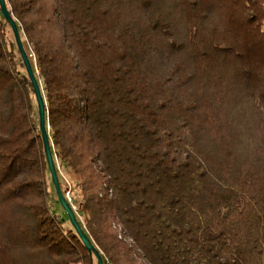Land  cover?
Masks as SVG:
<instances>
[{
    "label": "trees",
    "instance_id": "obj_1",
    "mask_svg": "<svg viewBox=\"0 0 264 264\" xmlns=\"http://www.w3.org/2000/svg\"><path fill=\"white\" fill-rule=\"evenodd\" d=\"M6 5L104 264H264V0ZM0 264H99L1 5Z\"/></svg>",
    "mask_w": 264,
    "mask_h": 264
},
{
    "label": "water",
    "instance_id": "obj_2",
    "mask_svg": "<svg viewBox=\"0 0 264 264\" xmlns=\"http://www.w3.org/2000/svg\"><path fill=\"white\" fill-rule=\"evenodd\" d=\"M0 5H1L2 13L4 14L5 18L9 21V23L11 25V28H12L14 36H15L16 43H17V45H18V47L22 53L23 61L26 65L28 75L30 77L31 83H32L33 88L35 90L36 101H37L38 109H39L40 128H41L42 137H43L44 146H45V154H46L47 161L49 164V170L51 172L52 180H53V183H54L55 188H56L58 199H59L62 207L64 208L65 212L67 213L72 226L76 230L77 234L81 237V239L84 242L87 249L90 252L95 253V255L98 258L99 264H104L101 255L96 251L95 247L91 244L88 236L82 230V228H81V226H80V224L76 218L74 208L72 207L70 202L62 194V190L60 187V183H59V179H58V175H57V171H56V167H55L54 156H53L51 146H50L49 131H48V127L46 125V103H45V99L43 96L42 87H41L40 83L38 82L37 78L35 77V75L33 73L32 66L30 64V61L27 57V54H26L25 49L23 47L22 41L20 39L17 24H16L15 20L13 19V17L10 15V12H9L7 5H6V0H0Z\"/></svg>",
    "mask_w": 264,
    "mask_h": 264
},
{
    "label": "rangeland",
    "instance_id": "obj_3",
    "mask_svg": "<svg viewBox=\"0 0 264 264\" xmlns=\"http://www.w3.org/2000/svg\"><path fill=\"white\" fill-rule=\"evenodd\" d=\"M11 36V35H10ZM12 37V36H11ZM60 171H61V174H62V176H63V178H64V180H66V186H67V197L69 196L70 197V199L72 200V201H74V199L75 198H79V196H78V191H75V190H73V182H72V180H71V178H70V176L66 173V172H64L62 169H60ZM56 205V204H55ZM75 207V206H74ZM76 208V207H75ZM56 209H57V212H58V214H60V215H62V211L59 209V208H57L56 207ZM69 225V222H67L66 223V226H68Z\"/></svg>",
    "mask_w": 264,
    "mask_h": 264
},
{
    "label": "built area",
    "instance_id": "obj_4",
    "mask_svg": "<svg viewBox=\"0 0 264 264\" xmlns=\"http://www.w3.org/2000/svg\"><path fill=\"white\" fill-rule=\"evenodd\" d=\"M67 198H68L70 204L73 206V204H72V200L70 199V197L68 196ZM73 208H74V210H76V208H75L74 206H73Z\"/></svg>",
    "mask_w": 264,
    "mask_h": 264
}]
</instances>
